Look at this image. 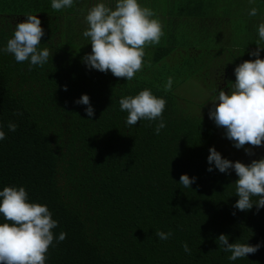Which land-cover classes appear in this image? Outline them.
Segmentation results:
<instances>
[{
    "label": "trees",
    "instance_id": "1",
    "mask_svg": "<svg viewBox=\"0 0 264 264\" xmlns=\"http://www.w3.org/2000/svg\"><path fill=\"white\" fill-rule=\"evenodd\" d=\"M97 2L74 0L72 7L57 11L51 0H0V48L17 23L33 14L45 33L38 50L53 53L45 65L29 70L28 62L0 52V125L6 133L0 140V191L23 186L29 201L47 205L58 222L54 236L67 234L49 247L46 264H264V207L235 209V171H207L210 147L245 163L241 151L230 157L225 130L209 118L210 108L202 110L205 103L187 105L174 92L189 77L215 90V96L221 88L227 91L236 79L235 67L256 58L249 52L258 47L259 37L248 48L243 43L228 50L227 36L209 25L212 2L167 0L154 13L158 18L163 12L171 23H161L160 43L145 47L143 69L126 81L82 62L92 51L83 36L85 16ZM103 2L113 8L116 3ZM182 17L189 21L177 25ZM190 34L203 42L213 39V45H197ZM216 71L227 73L225 86L218 88ZM170 76L172 90L166 93ZM144 89L166 100V126L158 135V120L126 126L128 113L120 110V97ZM82 94L89 95L95 110L91 119L87 105L75 103ZM9 121L17 124L14 132L7 128ZM260 148L262 153L253 150L245 164L264 157ZM182 174L196 177L191 188L179 184ZM156 230L173 235L162 241ZM222 233L229 243H259L260 248L231 261L216 243ZM185 242L191 254L184 251Z\"/></svg>",
    "mask_w": 264,
    "mask_h": 264
},
{
    "label": "clouds",
    "instance_id": "2",
    "mask_svg": "<svg viewBox=\"0 0 264 264\" xmlns=\"http://www.w3.org/2000/svg\"><path fill=\"white\" fill-rule=\"evenodd\" d=\"M73 4L74 0H51V8L57 11ZM257 14L256 7H252L248 13L251 17ZM85 20L88 28L83 36L90 41L92 51L81 58L82 62L89 69L104 73L110 71L115 77L126 81L133 80L136 73L143 69L145 47L158 45L164 34L154 11L141 6L138 0H116L114 8L100 0L88 9ZM44 34L39 17L28 14L25 20L17 23L14 35L4 48H0V52L12 54L18 63L28 62L29 70L33 66L42 67L53 56L48 48L38 50ZM258 35V47L249 52L250 56L256 58L245 60L235 67V81L227 91L219 89L212 101L214 107L209 110V118L217 127L225 130V137L233 142L235 148H244L248 156L254 155L253 148L264 146V59L260 58V51L264 49L260 43L264 41V22L258 26ZM172 85L173 78L170 76L164 91L170 92ZM64 90H67L66 85ZM75 103L87 105L85 112L88 119L95 115L89 95L82 94ZM119 106L121 111L128 113L126 126L137 125L141 120H158L155 128L157 135L166 126L163 119L166 100L156 97L149 89L135 96L120 97ZM7 128L14 132L17 124L9 121ZM5 138L6 133L0 125V140ZM207 160L209 172L213 167L229 175L231 170L235 171L238 179L231 183L235 185V195L239 197L234 204L235 209L248 211L255 205L259 211L264 207V157L245 164L240 160L224 158L212 146ZM195 180L196 177L182 174L179 184L187 189ZM0 214L8 221L0 223V264H46V254L49 247L54 246V240L58 243L66 239L65 232L54 236L53 229L58 222L52 218L47 205L29 201L23 186H5L0 191ZM155 235L166 241L173 232L156 230ZM216 243L225 253H230L228 259L231 261L246 258L260 248L259 243L252 245L239 240L229 243L228 235L223 233ZM183 249L191 254L186 242Z\"/></svg>",
    "mask_w": 264,
    "mask_h": 264
},
{
    "label": "rangeland",
    "instance_id": "3",
    "mask_svg": "<svg viewBox=\"0 0 264 264\" xmlns=\"http://www.w3.org/2000/svg\"><path fill=\"white\" fill-rule=\"evenodd\" d=\"M116 0H108L109 3ZM203 5H208L212 2V7L208 10V17L211 18V23L209 25L214 26V30L216 27L219 31V34L226 35L227 42L226 48L228 50L236 49V47H240L245 44V46L250 45L251 41H256L259 37L258 35V26L260 23L264 22V0H199ZM252 7H256L258 9V14L255 17H251L248 15L250 9ZM206 11V10H205ZM175 17V16H173ZM184 19L182 22L178 23L180 25L186 21H189V18L182 17ZM219 25L217 26V23ZM193 39L195 44H205V45H213L212 41L205 40L203 42L202 39L196 36H192L191 34L188 36ZM264 46V41H261ZM202 47V46H201ZM250 47V46H249ZM248 48V46H247ZM198 49V48H196ZM199 50V49H198ZM227 50V52H228ZM217 72V71H216ZM215 74V72H214ZM218 82L225 84L227 83V73L217 72ZM174 92L182 99L185 100L186 104H196L202 105L205 103V107L202 108H213V100L212 96L214 95L211 91L207 90L195 77H189L185 79L181 84H179ZM225 146L228 151L231 152L230 157L238 156V152H240L241 158L247 163L250 161L251 157L245 153L244 148L237 149L234 147L233 142L225 139ZM251 147V146H247ZM255 153H262V148L255 147L253 148ZM227 154V153H226ZM229 156V154H227Z\"/></svg>",
    "mask_w": 264,
    "mask_h": 264
},
{
    "label": "crops",
    "instance_id": "4",
    "mask_svg": "<svg viewBox=\"0 0 264 264\" xmlns=\"http://www.w3.org/2000/svg\"><path fill=\"white\" fill-rule=\"evenodd\" d=\"M167 3V0H141V5L145 7L151 8L153 11L157 8H163V6ZM158 19L161 23H171L170 18L168 19L163 12H159L157 14ZM165 21V22H164Z\"/></svg>",
    "mask_w": 264,
    "mask_h": 264
},
{
    "label": "flooded vegetation",
    "instance_id": "5",
    "mask_svg": "<svg viewBox=\"0 0 264 264\" xmlns=\"http://www.w3.org/2000/svg\"><path fill=\"white\" fill-rule=\"evenodd\" d=\"M225 85H226V83H225V84L219 83V87H218V88L223 87V86H225ZM211 92L214 94L215 90H213V91H211ZM212 97H215V95H213Z\"/></svg>",
    "mask_w": 264,
    "mask_h": 264
}]
</instances>
